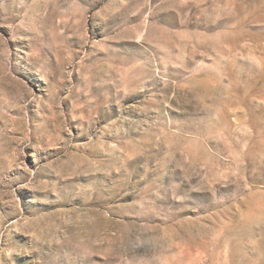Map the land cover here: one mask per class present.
Here are the masks:
<instances>
[{"label":"rangeland","instance_id":"1","mask_svg":"<svg viewBox=\"0 0 264 264\" xmlns=\"http://www.w3.org/2000/svg\"><path fill=\"white\" fill-rule=\"evenodd\" d=\"M0 264H264V0H0Z\"/></svg>","mask_w":264,"mask_h":264}]
</instances>
